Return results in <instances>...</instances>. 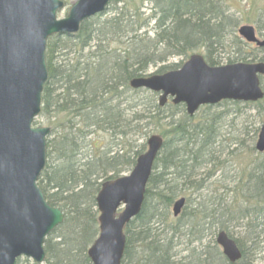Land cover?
Segmentation results:
<instances>
[{
    "label": "trees",
    "instance_id": "obj_1",
    "mask_svg": "<svg viewBox=\"0 0 264 264\" xmlns=\"http://www.w3.org/2000/svg\"><path fill=\"white\" fill-rule=\"evenodd\" d=\"M147 1L152 5L151 15L136 28L129 29L126 19L139 18L140 8L126 9L130 2L127 0L125 7H116L114 18L100 25L95 23L96 17L91 18L74 35L48 39L49 77L38 120L46 119L52 132L47 140V164L38 185L48 203L62 209L65 219L45 240L44 264H92L87 252L99 233L96 197L102 182L129 171L146 145L135 151L117 148L126 141L123 146H127L132 135L139 137L141 126L144 128L139 125L141 121L146 120V126L163 127L168 114L173 119L164 124L167 128L160 134L165 143L154 163L141 212L125 228L122 264H252L245 261L239 239L235 240L243 257L236 263L229 262L215 236L218 231H226L233 237L231 221L264 213V153H257L254 144L249 148V154L257 158L234 174L237 184L231 190L233 202L227 203L223 195L214 193L203 195L193 207L190 204L193 189L229 165L227 159L223 162L219 140V125L230 116L229 106L244 104L264 114V98L256 103L223 101L217 105L222 107L219 111L206 106L199 111L198 119L190 117L182 104L170 102L161 107L153 98L157 94L144 89L140 90L151 95L146 97V106H124L132 97L130 81L144 76L151 65L165 63L171 57L187 59L202 49L210 65H220L210 51L230 44H223L226 0ZM64 2L67 5L70 0ZM151 22L153 36L146 30ZM230 25L234 26L233 45L254 46L237 35L234 21ZM258 30L264 37V29ZM238 61H264V48L237 51L228 63ZM180 65H163L156 73L175 70ZM137 106L143 108L141 114ZM166 107L171 109L168 113ZM178 113L182 115L176 122L174 116ZM134 122L138 124L136 129L132 128ZM99 132L107 134L105 144L110 143L103 150L99 142L92 143V137ZM239 144L246 146L247 141L242 139ZM229 156L236 159V149ZM241 195L244 206L238 203ZM182 196L187 199L186 206L174 218L171 207ZM249 224L253 225L251 221ZM16 264L36 263L19 258Z\"/></svg>",
    "mask_w": 264,
    "mask_h": 264
},
{
    "label": "water",
    "instance_id": "obj_2",
    "mask_svg": "<svg viewBox=\"0 0 264 264\" xmlns=\"http://www.w3.org/2000/svg\"><path fill=\"white\" fill-rule=\"evenodd\" d=\"M111 0H77L68 14L58 19L62 0H0V264H15L25 256L45 261V239L64 221V213L51 206L37 181L47 161L48 127H34L41 112V97L49 72L47 40L52 35L76 34L82 22L103 13ZM239 35L264 47L255 28L241 26ZM260 76L264 62L209 65L201 54H193L177 70L150 74L130 81L132 88L160 93V105L170 97L183 103L192 116L203 105L222 100L256 102L264 97ZM129 175L103 183L96 202L100 233L88 255L93 264H121L126 235L124 228L143 206L146 186L163 140L149 138ZM264 151V123L256 143ZM185 198L173 206L178 216ZM216 242L232 263L242 254L225 231Z\"/></svg>",
    "mask_w": 264,
    "mask_h": 264
},
{
    "label": "rangeland",
    "instance_id": "obj_3",
    "mask_svg": "<svg viewBox=\"0 0 264 264\" xmlns=\"http://www.w3.org/2000/svg\"><path fill=\"white\" fill-rule=\"evenodd\" d=\"M77 0H70V3L65 5L64 9L59 11L58 17L64 18L71 5ZM128 5L127 0H119L116 4L113 2L110 3L109 8L102 14L98 15L95 19V23L97 25H100L104 21H108L112 18H114L116 13V7H125ZM137 6L139 7L140 17H131L127 22V26L129 29L136 28L140 24L143 23L146 17L151 15V7L152 5L147 0H130L129 6H127L126 9H132V7ZM226 6L227 12H225V27H226V39L224 40L223 44H228V46H225V48H213L210 51L211 57L217 59L219 61V64H226L229 61L230 57H234V55H237V51H254L256 49V46L253 47H245L243 45H233L232 42V35H231V29L234 28V26H231L232 21L236 23V30L244 24H249L255 26L257 29H264V0H226ZM128 10H125V12H128ZM150 32V34L153 36L154 31L153 30V22L150 23L149 27L146 29ZM235 30V29H234ZM144 30H141L139 32H142ZM259 31V30H258ZM238 35V31H237ZM131 34L129 35V37ZM123 40H126V37L123 38ZM251 48V49H250ZM201 54L205 56L206 51L205 49H202L200 51ZM260 55H263V52L260 51ZM187 59H184L183 57H171L167 62L165 63H158L156 65H151L148 70L146 71V74L154 73L157 71V69L163 65H168L170 63H179L182 64L186 62ZM264 81V78H263ZM136 89L132 90V97L128 100V103L126 105H135V104H141L145 105L146 97H151V95L147 91H135ZM157 95L153 98L156 99V103H158L159 100V93H156ZM151 100V98H150ZM146 106V105H145ZM231 114L225 119H223L219 125V140L221 141V150L220 154H222L223 162L225 159H227L229 162L228 166H224V171L222 169L221 172L218 173V171L211 177H208L202 181L203 186L202 187H195L197 189H193L195 192V196L197 195L198 201L203 197H207L209 195H212L214 193L221 194L224 196L225 201L228 203L233 202V193L231 190L235 189V186L237 184V176H234L235 173H239L241 169L251 162L252 160L257 158L256 154H249V148L255 145L256 140L258 138V133L260 131V127L262 125V122L264 120V114H259L257 108H253L252 106H246V105H239V106H233L230 105ZM222 107L214 108L213 111H219ZM138 113H142L143 108L140 106H137ZM170 107H166L167 113L170 111ZM152 112L151 114H153ZM167 115V114H164ZM162 115V116H164ZM182 113H178L174 116V121L180 120ZM165 117V116H164ZM167 118L163 120V123L166 124L169 121H172V117L168 114L166 116ZM197 117L196 119L201 117L200 112L197 113V115L193 116ZM39 119V118H38ZM37 119V126H49L48 121L46 119ZM146 120L141 121L139 125H144V128L141 126V131H139L138 135L139 137H136L132 135L130 137L131 141L127 146H120L117 149H124L127 151L128 149H133L134 151L137 150L140 146L143 144L146 145L144 148V151L147 148V140L152 134H162L165 127L164 124L163 127H156L153 124H149L148 126L145 125ZM226 122V123H225ZM138 124L136 122L133 123L132 128L136 129ZM129 130V128H128ZM132 132V131H131ZM137 132V131H136ZM100 135H95L92 137V143H98L100 145V148L103 150L106 148V146L110 143L108 142L105 144L107 140V134L102 135L101 132H99ZM230 137V139H229ZM234 137L237 138V140H234ZM254 137V140L252 138ZM229 139V140H228ZM244 139L247 141L246 146L240 145L239 142ZM101 141H104L101 143ZM229 145V147H228ZM99 147V146H98ZM236 149V155L238 157L236 159L231 158L229 156V152ZM263 157H260L262 159ZM252 165V164H251ZM223 167V165H222ZM236 168V169H235ZM131 171V168L129 171L126 172V174H129ZM237 173V174H238ZM233 176V177H232ZM232 177V178H231ZM236 200L238 199L235 196ZM196 199V198H193ZM239 200V204L245 205L243 203V198L241 195V199ZM195 201V200H194ZM194 205V204H193ZM192 205L190 204V207ZM239 206V205H238ZM238 217V216H237ZM247 219V218H246ZM255 225V227L251 224ZM262 223V224H261ZM232 224V233L233 238L239 239V241L242 244L243 249H245L246 252V258L248 259V262H251L252 264H264V233L262 234L261 231H264V213L261 216H251L249 219L242 220V219H236L234 221H231ZM260 224V225H256ZM255 231V232H254ZM259 234H255L258 233Z\"/></svg>",
    "mask_w": 264,
    "mask_h": 264
},
{
    "label": "bare ground",
    "instance_id": "obj_4",
    "mask_svg": "<svg viewBox=\"0 0 264 264\" xmlns=\"http://www.w3.org/2000/svg\"><path fill=\"white\" fill-rule=\"evenodd\" d=\"M200 187H202V186H200ZM191 207H193V206H195V205H197V203H198V199H197V195L195 196V192L193 191V194L191 195ZM193 198H196V199H193ZM195 200V201H194ZM194 204V205H193ZM64 213V212H63ZM64 215H65V213H64ZM242 220H246L247 221V219H242ZM255 232V231H254ZM261 233L263 234L264 233V231H261ZM255 234H259V232L258 233H255ZM237 246H238V248L241 250V248L239 247V245H238V243H237ZM241 254H242V250H241ZM245 254V261H247L248 262V259L246 258V252L244 253ZM242 257H243V254H242Z\"/></svg>",
    "mask_w": 264,
    "mask_h": 264
}]
</instances>
